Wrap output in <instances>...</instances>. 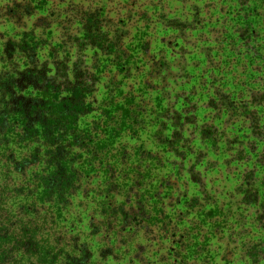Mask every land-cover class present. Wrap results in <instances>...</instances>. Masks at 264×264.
I'll return each mask as SVG.
<instances>
[{"label": "clouds", "instance_id": "clouds-1", "mask_svg": "<svg viewBox=\"0 0 264 264\" xmlns=\"http://www.w3.org/2000/svg\"><path fill=\"white\" fill-rule=\"evenodd\" d=\"M8 2L0 0V7ZM197 12L210 26L227 29L230 40L214 48L222 57L226 53L232 64L264 66V0H42L36 13L25 20L26 28L17 29L5 19L0 31L17 41L24 32L33 31L39 18L49 20L50 27L36 28L32 39L38 45V67L47 61L46 78L55 81L51 85L59 95L45 97L53 127L40 128L35 123L26 133L23 116L10 115L7 127L0 131V264H264L260 153L237 159L241 149L247 150L239 144L225 152L230 137L218 139L215 149L201 140L202 127L221 128L230 117L224 108L207 107L208 100L214 99L208 77L215 79V71L207 64L201 65L203 75L200 69L195 73L200 84L191 100L200 109V119L195 123L180 120L177 126L174 97L185 83L179 78L182 69L191 66L173 53L175 64L165 73L153 59L159 49H163L160 58L167 52L159 45V36L166 33L158 25L166 26L169 18L192 23ZM89 16L101 22L99 34L105 37L109 52L74 42L86 41L84 18ZM237 29H247L244 40ZM196 31L199 34L202 29ZM203 32L207 35L206 29ZM69 37L73 41L66 43ZM117 40L119 46L112 47ZM146 40L154 43L142 50ZM53 45L55 63L67 58L66 71L61 69L59 75L53 66ZM202 47L192 50L201 60ZM14 65L18 71L32 67L17 51L12 64L0 62V72L14 76ZM125 73L129 78H124ZM259 75L264 76V71ZM152 86L157 87L155 93L149 90ZM248 87L245 83L238 89L239 98L233 95L238 106L248 100L244 91ZM23 95L41 94L29 88ZM165 95L168 98L157 106L154 97ZM185 95H190L187 89ZM69 96L77 101L75 105L64 100ZM10 99L3 97L0 109ZM180 106L189 107L183 101ZM231 118L243 122L244 115L238 108ZM174 132L182 138L177 140ZM58 147L64 149V168L72 177L71 186L63 189L49 182L58 169L52 159ZM201 150L206 155L197 167ZM248 174L253 175L246 181ZM190 176L198 183H191ZM168 180L173 182L172 189L161 186ZM157 192L164 198L153 199ZM185 195L187 211L183 205L167 208L169 201L175 205L174 198ZM218 206L223 215L208 216ZM141 207L147 209L151 224L144 222ZM122 211L129 213L127 220Z\"/></svg>", "mask_w": 264, "mask_h": 264}, {"label": "trees", "instance_id": "trees-1", "mask_svg": "<svg viewBox=\"0 0 264 264\" xmlns=\"http://www.w3.org/2000/svg\"><path fill=\"white\" fill-rule=\"evenodd\" d=\"M43 2H46V0H43ZM177 2L185 3L187 2V0H177ZM41 4L42 0L37 3L36 7H33L29 2H13L11 5L0 7V18L7 19L19 29L26 28L27 24L25 23V20L30 19L36 13L37 8L40 7ZM146 15L147 13H145V15L141 17V19L146 18ZM204 22L205 21H201L199 12H197L193 17L192 23H188L186 20H181L178 18H169L167 20L166 26L158 25V28L163 29V31L166 33V36L162 35L164 38L162 37V41H159V45H163L164 49H167V52L165 58H160L159 51H162L163 49H159L153 59L156 60V63L159 65L160 69L163 72L168 73L169 68L175 64L173 53H175L176 56L185 61L188 65L191 64L190 62L197 60V55L188 53L186 49L191 48V50H193V48H197V27L202 29L200 34L206 28H208L207 33H209L208 30L210 29V27L207 23ZM100 23L101 22L94 17H85L84 30L85 33H87L86 41L82 42L79 39H76L74 42L79 47H85L87 45H91L92 47L99 46L106 52H109L111 49L104 46L105 37H102L99 34L98 25ZM109 23L111 22L109 21ZM121 23H123V21H121ZM48 27H50L49 20L47 18L41 17L34 23L33 31L24 32L23 38L20 41H17L12 37H6L5 35L1 36L3 43L0 48V53H2L0 54V62H4L5 60H7V62L12 64L15 61L17 51H19L21 55L29 61L32 67L28 69L26 68L24 71H18L19 66L14 65L12 69V71L15 73L14 76L10 75L8 72H0V102H3V97L5 96L11 97V99L8 100L5 104V107L3 109H0V117L4 118V121L0 122V131H3L4 128L7 127V117L10 115L23 116V123L25 125L26 133L33 127L35 123H37L40 128H44L45 125L51 128L55 123L46 115L47 112L51 111V106L49 104V101L45 97H47L50 93L57 97L59 94L56 93L55 90H53L51 85L54 84L55 81L49 82L46 78V72L48 71L47 61L44 62L45 64L43 66L38 67L39 61L37 60L36 53V48L38 47V45H36V42L32 39V37L35 35L36 28L47 30ZM237 31L240 32L239 39L244 40L247 35V29H245L244 31H240L239 29H237ZM172 34L175 35L173 36ZM124 35H127V33H125ZM145 35H147V33H145ZM253 35H255V33H253ZM72 41L73 38L69 37V40L66 41V43ZM153 43L154 41L152 40H146L140 47L142 50L144 47L145 49H147L148 47H152ZM63 46V41H61V47ZM118 46L119 40H117V42L112 45V47ZM214 47L215 45H211L208 43L204 44L201 52L204 62L208 61L210 63L213 57H217L218 52L220 51L214 50ZM186 53H188V55H186ZM51 55L54 61L53 66L57 69V74H60L61 69H65L66 71L65 65L67 62V58L63 63H61L60 61H57L55 63V45H53L52 47ZM131 58L132 54L130 53L128 58L129 62L131 61ZM190 66V69L187 67L182 69L183 75L179 78L183 79L185 83L179 87V90L176 93V97H174V99H176L177 101V111L175 115L177 126H179L180 120H184L185 122H188L190 120L191 122L195 123L196 120L200 119V116L198 114L200 109L195 103H191V100L195 99V88L199 86L200 81L197 82V77L195 75L197 67L192 65ZM261 68L264 69V66H261ZM121 71H123L122 68ZM149 74L151 75V73ZM171 76L172 74L169 73L170 79ZM256 76H258V78L264 77L257 74ZM124 78H129L127 73H125ZM208 80L213 88L212 97H214V99L210 98L208 100L207 107L211 108L213 111H216V109L224 108L225 110H228L230 112V117L228 120L224 121V125L221 128H215L209 125L202 127L201 140L209 144L210 148L215 149L218 139L230 137L225 141V152L231 150V148L236 145L243 144L247 151L245 152L244 149H241L240 152L237 153V159H243L244 156L247 155V153H251L254 156L257 153H260V157L257 160V163L260 164L261 167H264V149H261V144L264 143V115L262 110L264 105V83H260V86L256 85V87H254L253 89H249L248 91H246L249 97L248 100L243 101L242 104L238 106L236 104V101L231 97L230 93L226 92L224 88L222 89L217 86L211 75H209ZM176 82L177 81L175 79L172 80L173 84H175ZM68 87L71 86L68 85ZM29 88H31L33 92L40 93L41 95H23V93L27 92ZM145 88H148L147 83H145ZM186 89L188 90L190 95H185ZM149 90L155 93L157 91V87L152 86ZM69 91H71V89H69ZM73 91H75V89H73ZM79 91L80 90L77 89L74 93V96L78 95ZM167 98L168 97L166 95L160 97L159 99L154 97V103L159 106V104ZM72 99V96L64 97V100H67L69 101V103L71 102L75 105L77 101H75V99ZM180 101H183V103L189 105V107L182 108L180 106ZM63 107L64 105L62 103L61 108ZM238 108L244 115L243 122L231 118V115L236 114ZM181 112L184 113L183 116H181ZM189 113H197V115L195 117H192L189 115ZM165 115L167 116V113H165ZM216 118L219 119V113H217ZM205 120H207V116H205ZM56 126L59 127L60 125L57 124ZM163 127H165L166 130V126L161 125L162 129ZM217 133H219V137ZM52 135L54 137L55 133H53ZM49 136H51V132L49 133ZM173 136L176 137L177 140L182 138L179 133L175 132L173 133ZM158 139L161 143L165 142V138L163 137H158ZM212 154H215V152H213ZM205 155L206 153L201 150L199 156L197 157V167L199 166V162L204 159ZM65 158L66 154L62 147H58L57 151L52 154V159L54 162H56L58 169L57 172L53 173V176L49 178V182L53 187L57 189H63L71 186L72 177L66 175L68 174V169L64 168ZM166 166L171 167V165ZM255 170L256 169L254 168L253 171ZM225 171H227L226 165ZM176 174L179 175V170H177ZM252 175L253 174L246 175L245 180L248 181ZM190 180L191 183H198V181L191 176ZM161 186L165 189H172L174 185L171 180H168L167 183H164ZM111 191L112 189L109 190L110 194ZM163 198L164 197L159 192H157L153 197V199L157 200ZM174 199L176 201L175 205H173L171 201H169L167 204V208L175 207L179 209L183 205L184 210L187 211V202L189 200V197L187 195L183 197L176 196ZM192 199L196 200L198 198L192 197ZM125 203H127V201H125ZM111 207L112 206L109 203L108 208L111 209ZM162 207L164 206L162 205ZM221 207L222 206H218L216 209L210 211L208 213V216H222L223 212L221 211ZM101 214H103V211H101ZM140 214L143 215V219L146 224H151L153 222L152 218L149 216L147 209L143 211V208L141 207ZM121 215L124 216L125 220H127L129 213H124L122 211ZM161 215L164 216V219H167V216L164 215V213H161ZM181 215H184V212H181ZM132 219H136L135 212L132 213ZM261 219L264 220V217H261ZM201 223H203V221H201ZM221 226L222 225H214L213 227L215 228ZM141 251H143V249H141ZM103 254L104 253H102V255ZM75 264H80V262L76 261Z\"/></svg>", "mask_w": 264, "mask_h": 264}, {"label": "rangeland", "instance_id": "rangeland-1", "mask_svg": "<svg viewBox=\"0 0 264 264\" xmlns=\"http://www.w3.org/2000/svg\"><path fill=\"white\" fill-rule=\"evenodd\" d=\"M39 1L40 0H9L7 5H11L13 2H29L33 7H36ZM199 16L201 18V21H205L204 23H207L209 25L210 29L208 30L209 33H207V35H204V32H202L201 34L200 33L197 34V45H196L197 48L201 47V45L204 46L205 43L215 45L217 43H220L222 40L225 41L230 40V37L227 34V29L210 26L211 23L210 21H206L205 18L200 15V13ZM4 21L5 18H0V28L4 27ZM16 28L19 29L18 27ZM207 29L208 28H206V30ZM2 35L6 36V34L3 31H0V42H2V38H1ZM162 37H163L162 35L159 36V41L162 39ZM186 51H188V53L193 54L191 48H187ZM201 52H202V48H201ZM188 53H186V55H188ZM190 63H191L190 65L197 67V69H200L201 75H203V68H201V65L207 64L211 70L215 71V79L213 80L215 81L217 86L222 89L224 88L226 92L231 94V97H233L234 94H237V98H239V95L241 93L238 92V89L243 88L245 83L250 85V87L244 89V91L246 92L249 89H253L254 87H256V85H259L257 84V81L264 80V77L258 78V76H256V74L259 75L261 71H264V69H262L261 66L257 67V66L245 65L240 61H236L235 64H232L230 62L229 56L226 53L222 57L221 53L218 52L217 57L215 58L213 57L210 63L208 61L204 62L203 59L201 60L199 58H197V60ZM249 67L252 68L251 72L248 71ZM198 81L199 78L197 77V82ZM262 110L264 115V105Z\"/></svg>", "mask_w": 264, "mask_h": 264}]
</instances>
